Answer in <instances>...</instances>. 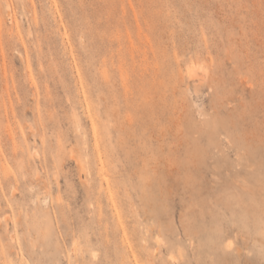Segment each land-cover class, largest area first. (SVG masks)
<instances>
[{
	"label": "rangeland",
	"instance_id": "1",
	"mask_svg": "<svg viewBox=\"0 0 264 264\" xmlns=\"http://www.w3.org/2000/svg\"><path fill=\"white\" fill-rule=\"evenodd\" d=\"M0 264H264V0H0Z\"/></svg>",
	"mask_w": 264,
	"mask_h": 264
}]
</instances>
